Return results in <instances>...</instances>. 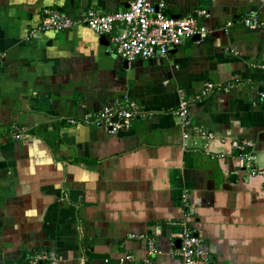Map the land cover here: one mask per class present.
I'll return each mask as SVG.
<instances>
[{
	"label": "crops",
	"instance_id": "obj_1",
	"mask_svg": "<svg viewBox=\"0 0 264 264\" xmlns=\"http://www.w3.org/2000/svg\"><path fill=\"white\" fill-rule=\"evenodd\" d=\"M130 1L0 0V264H144L147 236L151 264H182L184 224L213 264H264V175L249 173L264 169V0H163L174 17L209 12L207 36L163 58L126 63L85 24L28 39L45 7L78 17ZM248 12L263 25L246 26ZM207 82L218 88L190 113L216 134L209 151L184 143L175 114ZM128 99L141 115L118 133L70 122ZM232 139L254 141V164Z\"/></svg>",
	"mask_w": 264,
	"mask_h": 264
},
{
	"label": "built area",
	"instance_id": "obj_2",
	"mask_svg": "<svg viewBox=\"0 0 264 264\" xmlns=\"http://www.w3.org/2000/svg\"><path fill=\"white\" fill-rule=\"evenodd\" d=\"M166 7L167 4L163 0L157 2L132 0L123 10L100 13L94 9H88L78 17L69 16L61 8L45 7L41 24L31 31L28 39L36 37L43 31L68 30L73 26L85 24L99 35H110L120 57L128 62H134L139 59L166 57L172 47L181 45L186 38L195 35L200 38L207 36L208 28L202 22V19L209 14L207 9H198L194 15L174 17L166 12ZM243 22L246 26L261 27L263 25L254 12L246 13ZM228 87L229 85L225 89ZM217 88L213 82H207L197 95L184 96L180 99L175 114L184 130L183 138L186 145L192 137H196L203 140L202 147L209 151L216 134L204 128H194L190 108L192 103L203 99ZM139 115L141 110L137 102L134 99H128L117 106H105L98 112H87L81 119L71 118L70 122L77 123L81 120L86 124L104 128L110 133H118L127 129L132 120ZM12 135L15 139H22L25 136V130L13 129ZM230 144L237 157L254 164L256 160L254 141L232 139ZM249 173L251 176L264 175V169L251 165ZM180 240L181 244L175 250V254L182 264H213L203 248L201 237L192 227L184 224ZM147 250L149 256L144 259V264H151V256L161 252L155 238L147 236ZM38 258L39 260L32 259L28 264H44L48 255H40ZM133 259L134 256L130 253L124 255L125 261Z\"/></svg>",
	"mask_w": 264,
	"mask_h": 264
},
{
	"label": "water",
	"instance_id": "obj_3",
	"mask_svg": "<svg viewBox=\"0 0 264 264\" xmlns=\"http://www.w3.org/2000/svg\"><path fill=\"white\" fill-rule=\"evenodd\" d=\"M194 38L199 39L200 37L198 35H195ZM126 63H127V61H126ZM180 244H181V240H177L176 241L177 248L180 246Z\"/></svg>",
	"mask_w": 264,
	"mask_h": 264
},
{
	"label": "rangeland",
	"instance_id": "obj_4",
	"mask_svg": "<svg viewBox=\"0 0 264 264\" xmlns=\"http://www.w3.org/2000/svg\"><path fill=\"white\" fill-rule=\"evenodd\" d=\"M40 255H41V254H38V255L34 254V257H33V259H34V260H36V259H38V260H39V258H38V257H39Z\"/></svg>",
	"mask_w": 264,
	"mask_h": 264
},
{
	"label": "trees",
	"instance_id": "obj_5",
	"mask_svg": "<svg viewBox=\"0 0 264 264\" xmlns=\"http://www.w3.org/2000/svg\"><path fill=\"white\" fill-rule=\"evenodd\" d=\"M40 253V252H39Z\"/></svg>",
	"mask_w": 264,
	"mask_h": 264
}]
</instances>
